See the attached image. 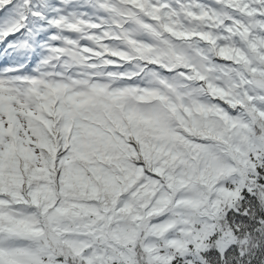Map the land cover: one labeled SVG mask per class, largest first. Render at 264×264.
<instances>
[{
  "label": "snow or ice",
  "instance_id": "6c2138e0",
  "mask_svg": "<svg viewBox=\"0 0 264 264\" xmlns=\"http://www.w3.org/2000/svg\"><path fill=\"white\" fill-rule=\"evenodd\" d=\"M0 264H264V0H0Z\"/></svg>",
  "mask_w": 264,
  "mask_h": 264
}]
</instances>
